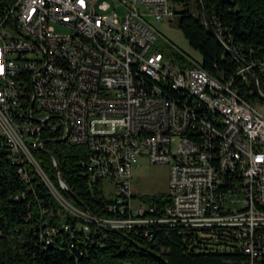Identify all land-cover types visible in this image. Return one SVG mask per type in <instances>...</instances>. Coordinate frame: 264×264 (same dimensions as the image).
<instances>
[{
  "label": "built area",
  "instance_id": "obj_1",
  "mask_svg": "<svg viewBox=\"0 0 264 264\" xmlns=\"http://www.w3.org/2000/svg\"><path fill=\"white\" fill-rule=\"evenodd\" d=\"M2 1L0 136L14 161L24 156L42 174L31 150L58 134L86 146L90 181L102 192L112 183L109 210L124 215L88 220L126 231L224 229L255 256L264 239V116L231 82L153 51L156 25L176 20L178 6ZM251 69L243 66L244 79ZM141 156L169 166L161 214L133 190Z\"/></svg>",
  "mask_w": 264,
  "mask_h": 264
},
{
  "label": "trees",
  "instance_id": "obj_2",
  "mask_svg": "<svg viewBox=\"0 0 264 264\" xmlns=\"http://www.w3.org/2000/svg\"><path fill=\"white\" fill-rule=\"evenodd\" d=\"M172 2L178 6L179 30L201 61L173 45L167 47L168 57L183 67L196 63L214 77L231 82L250 104L264 106L254 94L250 74L246 73V79L240 74L244 65L207 31L197 0ZM191 3L195 13L189 8ZM202 3L224 44L245 65H252L264 94V0ZM43 137L44 146L31 150L40 174L24 156L14 161L0 136V264H264L263 238L256 240L253 256L244 242L224 229L137 227L126 231L88 220L86 216L100 220L124 215L110 211L113 200L106 199L100 186L90 181L86 146L61 141L58 134ZM143 199L153 203L159 214L170 201L169 196Z\"/></svg>",
  "mask_w": 264,
  "mask_h": 264
},
{
  "label": "rangeland",
  "instance_id": "obj_3",
  "mask_svg": "<svg viewBox=\"0 0 264 264\" xmlns=\"http://www.w3.org/2000/svg\"><path fill=\"white\" fill-rule=\"evenodd\" d=\"M0 4H3L2 0H0ZM189 8L191 12H196L195 6L192 3L189 5ZM155 30L157 34V40L154 44L153 51H161L164 54L165 59H170L167 55V47L168 45H173L187 57L201 61L200 54L189 46L188 42L185 40L181 31L179 30L178 18L171 23L162 22L157 24ZM256 108L259 113L264 116V106L256 105ZM177 146L178 143L175 142L172 146L174 151L177 149ZM169 175L170 172L168 165L153 164L146 156L139 157L138 162L133 169V190L135 191L137 200H143V198L148 197H162L163 199H166L169 196ZM113 189L114 187L112 183H104L103 195L106 199H112L114 197L111 194L113 193ZM56 196L65 207L70 208L58 194H56ZM136 204L137 201L134 202V206H136ZM72 211L75 214L83 216L74 209H72Z\"/></svg>",
  "mask_w": 264,
  "mask_h": 264
},
{
  "label": "water",
  "instance_id": "obj_4",
  "mask_svg": "<svg viewBox=\"0 0 264 264\" xmlns=\"http://www.w3.org/2000/svg\"><path fill=\"white\" fill-rule=\"evenodd\" d=\"M197 2H198L199 10H200L201 19H202L207 31L209 32V34L212 35L217 40V42H219L221 45H223L225 47L227 54L232 56L240 64L245 65L244 61H242V59L233 50H231L228 46H226L224 44V42L222 41L220 35L217 33V31L214 28L209 16L206 13V10L204 8L202 0H197ZM249 74H250V83L252 85L255 96L260 101H262L264 103V94L262 93V91L260 89V84H259V81L256 77V74L253 71H250ZM61 141H65V139H62ZM61 187H62V189L67 190V188L63 182H61Z\"/></svg>",
  "mask_w": 264,
  "mask_h": 264
}]
</instances>
